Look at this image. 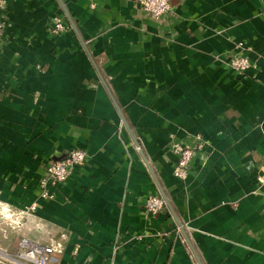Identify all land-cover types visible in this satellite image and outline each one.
<instances>
[{"label":"crops","instance_id":"crops-1","mask_svg":"<svg viewBox=\"0 0 264 264\" xmlns=\"http://www.w3.org/2000/svg\"><path fill=\"white\" fill-rule=\"evenodd\" d=\"M63 2L77 31L58 0H0V253L26 237L57 248L49 264H264V0H169L158 18ZM197 136L178 179L172 145ZM71 149L86 161L42 198ZM159 187L174 214L145 216Z\"/></svg>","mask_w":264,"mask_h":264},{"label":"built area","instance_id":"built-area-1","mask_svg":"<svg viewBox=\"0 0 264 264\" xmlns=\"http://www.w3.org/2000/svg\"><path fill=\"white\" fill-rule=\"evenodd\" d=\"M142 10L149 16L158 18L170 10L169 0H135ZM67 26L61 18H54V29L63 31ZM3 36V26L0 25V39ZM250 60L246 57H236L230 61V67L237 71L243 72L250 67ZM198 142L193 147L184 146L179 143L172 145V151L176 155V162L173 167V175L178 179H185L188 175L189 162L193 157L194 150L200 146V137L197 136ZM86 161V153L81 149H71L59 159L51 161L39 181L40 196L46 198L48 183H59L69 176L73 168L82 165ZM258 181L264 185V164L260 166ZM36 203L30 205V209H35ZM165 207L164 200L159 195H150L147 197L144 205L145 216L154 215ZM57 251L52 245H42L22 237L19 242V248L12 259L11 264H49L52 261L53 254ZM5 255H3L4 257ZM9 257V255L7 256ZM6 258V257H4ZM7 259V258H6ZM8 260V259H7Z\"/></svg>","mask_w":264,"mask_h":264},{"label":"water","instance_id":"water-1","mask_svg":"<svg viewBox=\"0 0 264 264\" xmlns=\"http://www.w3.org/2000/svg\"><path fill=\"white\" fill-rule=\"evenodd\" d=\"M58 1H59L60 5H61L62 9H63L64 12H65V15L67 16V18H68V20H69V22H70V24H71L72 29H73L74 31H77V30H76V27H75V24H74L73 20L71 19L70 15H69V13H68L66 7H65V3L63 2V0H58ZM136 144H137V142H136ZM137 146H138V144H137ZM139 151H140V149H139ZM59 158H60V157H58V158H56V159H59ZM147 165H148V164H147ZM148 168H149V170H151L150 167H148ZM150 172H151V171H150ZM159 191H160L161 197L163 198L165 204L168 206V208H170V211L172 212V214H174L173 209L171 208V205H170V203H169V201H168V199H167V196L165 195V193L163 192V190H162L160 187H159ZM174 218H175V221H176V223H177V225H178V227H179L181 233L184 235V237H185V239H186V242H187L188 245L190 246V243H189V241H188V239H187V236H186V233H185L184 227L181 225V222L178 220V218H176V216H174ZM191 248H192V247H191Z\"/></svg>","mask_w":264,"mask_h":264},{"label":"rangeland","instance_id":"rangeland-1","mask_svg":"<svg viewBox=\"0 0 264 264\" xmlns=\"http://www.w3.org/2000/svg\"><path fill=\"white\" fill-rule=\"evenodd\" d=\"M0 250H1V248H0ZM3 255H5L4 257H6L8 260L6 258H4ZM8 255H9V257H7ZM14 255H16V252L14 253ZM14 255L6 254V253H2V254L0 253V263L1 264H11L12 262H10V261H12V259H10V257H14Z\"/></svg>","mask_w":264,"mask_h":264}]
</instances>
